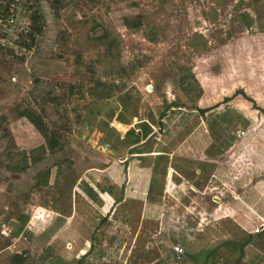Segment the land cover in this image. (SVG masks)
I'll use <instances>...</instances> for the list:
<instances>
[{
	"label": "rangeland",
	"instance_id": "1",
	"mask_svg": "<svg viewBox=\"0 0 264 264\" xmlns=\"http://www.w3.org/2000/svg\"><path fill=\"white\" fill-rule=\"evenodd\" d=\"M8 33L0 264H264V114L224 101L264 109V0H22Z\"/></svg>",
	"mask_w": 264,
	"mask_h": 264
},
{
	"label": "trees",
	"instance_id": "2",
	"mask_svg": "<svg viewBox=\"0 0 264 264\" xmlns=\"http://www.w3.org/2000/svg\"><path fill=\"white\" fill-rule=\"evenodd\" d=\"M40 20H41L40 15H38L37 13L32 14L30 33H28V37L31 40H33L34 37L36 35H39L42 31L40 27V22H41ZM238 96L244 99L245 101H247L249 104H251L252 109L259 111L261 114H264V109L257 107L255 102L250 97H248L242 90L235 92L234 95H232L231 97L225 98L224 101L230 102ZM200 112L204 113L205 111L201 110ZM22 117H26L29 120V122L33 125V127L44 137L49 150H54L56 148L57 140L52 138L51 134L48 133V130L44 122L42 121L40 115H37L33 112H27L23 114ZM142 124H143L141 125L142 130L140 128L139 134H135L133 131H129L126 134L125 140L129 143V146H136L140 144L142 141L146 140L148 135L150 134V129L148 125H146L145 123ZM146 150H147V146L143 145L141 147H136L135 149H132L131 153H134V151H136L135 153L137 154L147 153ZM86 192L89 198L90 197L93 198L95 196V194L91 190ZM224 244H230V242H226ZM239 248L243 249V245H239ZM22 262L23 261L20 257H16L15 263H22Z\"/></svg>",
	"mask_w": 264,
	"mask_h": 264
},
{
	"label": "built area",
	"instance_id": "3",
	"mask_svg": "<svg viewBox=\"0 0 264 264\" xmlns=\"http://www.w3.org/2000/svg\"><path fill=\"white\" fill-rule=\"evenodd\" d=\"M21 3L22 0H0V41L9 34L8 31L16 20ZM263 231L264 224L259 223L252 232L253 234H260ZM173 250L177 260L183 257L184 250L182 247L175 246Z\"/></svg>",
	"mask_w": 264,
	"mask_h": 264
},
{
	"label": "water",
	"instance_id": "4",
	"mask_svg": "<svg viewBox=\"0 0 264 264\" xmlns=\"http://www.w3.org/2000/svg\"><path fill=\"white\" fill-rule=\"evenodd\" d=\"M142 144H144V142ZM142 144H140V145H142Z\"/></svg>",
	"mask_w": 264,
	"mask_h": 264
}]
</instances>
